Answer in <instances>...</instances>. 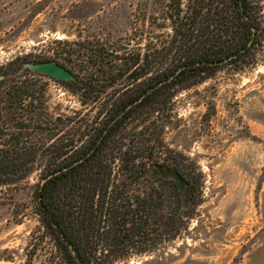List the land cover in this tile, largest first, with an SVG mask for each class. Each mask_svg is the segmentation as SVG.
<instances>
[{"label":"trees","instance_id":"1","mask_svg":"<svg viewBox=\"0 0 264 264\" xmlns=\"http://www.w3.org/2000/svg\"><path fill=\"white\" fill-rule=\"evenodd\" d=\"M253 4L170 0V41L121 67L88 44L83 52L88 65L109 85L123 77L139 84L85 123L76 114L49 110L42 78L85 99L95 91L92 71L86 78L71 71L75 79L60 82L22 71L25 63L54 61L66 67L56 59L16 58L0 67V188L16 187L39 172L34 197L65 264H115L150 253L186 231L201 203L202 175L184 158L156 156L163 148L158 134L156 140H144L142 132L126 145L125 129L135 118L149 123L155 109L165 113L174 94L226 65L242 71L256 64L254 49L264 32Z\"/></svg>","mask_w":264,"mask_h":264},{"label":"rangeland","instance_id":"2","mask_svg":"<svg viewBox=\"0 0 264 264\" xmlns=\"http://www.w3.org/2000/svg\"><path fill=\"white\" fill-rule=\"evenodd\" d=\"M252 1L264 32V0ZM169 5L170 0H0V67L16 58H52L80 77L92 71L95 91L85 99L42 78L49 110L76 114L85 123L139 82L123 77L109 85L88 65L84 47L104 50L106 61L115 59L120 67L155 52L171 39ZM254 52L256 64L242 71L226 65L174 94L168 111L155 109L149 123L128 122L126 145L142 132L144 140L158 134L163 148L156 156L184 158L202 175L201 203L180 237L115 264H264V37ZM39 183L35 172L16 187L0 188V264H65L41 220L34 197Z\"/></svg>","mask_w":264,"mask_h":264},{"label":"water","instance_id":"3","mask_svg":"<svg viewBox=\"0 0 264 264\" xmlns=\"http://www.w3.org/2000/svg\"><path fill=\"white\" fill-rule=\"evenodd\" d=\"M25 70L46 75L60 82H68V81H73L75 79L70 69L54 61L39 62V63H25L22 66V71H25ZM1 79H3V76H0V80ZM180 183H182L181 180H180ZM69 247L72 250V252L75 253V250L72 248V246L69 245Z\"/></svg>","mask_w":264,"mask_h":264}]
</instances>
